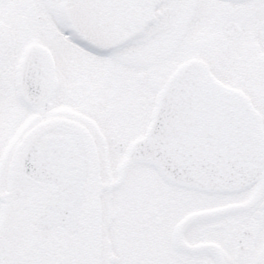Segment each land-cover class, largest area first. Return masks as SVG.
<instances>
[{"label":"snow or ice","instance_id":"6c2138e0","mask_svg":"<svg viewBox=\"0 0 264 264\" xmlns=\"http://www.w3.org/2000/svg\"><path fill=\"white\" fill-rule=\"evenodd\" d=\"M0 264H264V0H0Z\"/></svg>","mask_w":264,"mask_h":264}]
</instances>
